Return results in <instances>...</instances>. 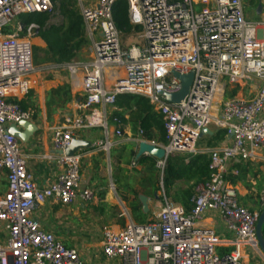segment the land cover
<instances>
[{"label": "built area", "instance_id": "2783aa9c", "mask_svg": "<svg viewBox=\"0 0 264 264\" xmlns=\"http://www.w3.org/2000/svg\"><path fill=\"white\" fill-rule=\"evenodd\" d=\"M60 1L0 0V172L7 176V190L0 195V222L6 232L0 264H246V247L260 248L261 212L242 204L227 179L239 173L232 163L253 158L264 146V18H248L243 0H125L130 23L141 28V43L124 49L123 30L113 14L118 0H77L92 58L62 65L82 94L76 111L66 113L52 129L57 151L81 138L80 132L99 128L104 139L98 145L110 152L124 136L122 118L114 110L123 94L146 97L161 115L167 142L160 146L168 156L157 164L163 169L171 154L198 153L206 127L225 129L231 138L230 144L209 148V175L194 186L190 208L165 201L154 219L141 223L125 207L124 226H103L102 263L86 260L81 248L66 244L34 216L47 200L71 204L79 196L94 199L93 189L82 187L81 153H61L63 170L50 185L40 187L18 138L8 129L33 118L19 98L30 93L38 67L34 45L21 32L39 25L25 24L22 17L46 13L52 18ZM16 21L19 28H11ZM173 71L194 74L180 102L165 96L182 87ZM243 86L255 87L252 97L228 96L230 89ZM133 138L157 144L140 128ZM210 209L220 212L229 237L201 225ZM221 247L229 250L220 252Z\"/></svg>", "mask_w": 264, "mask_h": 264}, {"label": "crops", "instance_id": "0c3cea01", "mask_svg": "<svg viewBox=\"0 0 264 264\" xmlns=\"http://www.w3.org/2000/svg\"><path fill=\"white\" fill-rule=\"evenodd\" d=\"M260 3H262V8L261 11L258 12ZM252 13L253 18L255 19L264 18V0H258L255 12L252 11ZM34 39H36V45L39 47H47V43L42 37L36 35ZM137 44L140 45V40ZM32 80L33 87L30 93L26 96L20 97L19 102L24 109L32 112L33 118L28 122H23L22 124L17 125V127H13V129L19 143L21 144L23 152L27 157L28 168L32 171L36 183L40 187H46L54 182L58 174L63 170V162L59 156L60 153L53 146L52 129L63 122L66 113H73L76 111V102L80 97L75 101V95L77 93L76 88L71 84L69 78L64 74L62 69L55 70L51 73H41L40 71H36L32 75ZM108 82L111 83L112 80L109 79ZM241 88L238 90H240V94L244 95L243 92L245 90H251V92H253L255 87L249 88L243 86ZM134 109H122L118 105L114 108V110L121 113L122 116H119L123 118V130L129 135H126L125 139H117L118 145L116 144V146H114L110 158L107 157L104 159V156L107 153L105 154L98 145L101 138H103V132L101 129L97 128L80 132L81 138L92 142L91 147L79 151L82 155V161L86 166L84 170L89 173L92 172V176L96 175L94 172L96 171L95 167L97 165L103 168L106 163L107 165L111 163V165H113V173L114 171H117L116 173H118L119 167L123 165V163L120 164V162L123 160L121 154L124 153V150L138 152V143L134 140V136H131L133 133V126L138 125L137 130L135 131L138 132L139 130L140 119L131 114V111ZM137 120L138 123H136ZM11 127L12 124L9 125V128ZM210 129L212 130V133L201 135L198 141L202 140L208 144L210 136L214 135L218 130L216 127H211ZM217 141L213 146L205 145L204 147H200L199 145L198 147L197 145L199 152L196 154L207 153L209 158V148L222 144H230L231 138L225 134L224 138H220ZM119 145H122V147H118ZM196 154L182 155L184 158L186 157L185 160L188 162L190 157ZM133 160H136V157ZM137 164L138 163H136V165ZM114 166L117 170L114 169ZM230 166L232 168H237L239 172L237 175L230 173L227 180L228 184L236 190L240 202L251 210H258L261 212L264 208V146H261L256 151L253 158L234 162ZM118 179H120V177H118L117 180ZM193 179L198 180L196 177ZM182 180L183 179H178L172 187H169V189H167L168 194L174 188L176 190L178 183ZM202 180H198V182ZM82 183L85 184V186H90L84 182V179H82ZM6 190V172H0V195L4 194ZM188 191L191 190L187 189L185 192L182 191V199L177 200L176 204H182L187 208L192 206L193 188L191 195L187 194ZM78 198L81 200H77ZM78 198L71 204H64L57 200H47L34 212V216L46 229L52 230L68 245L71 244L70 241L76 239L75 235L69 230L70 221L68 220L72 218L84 220L86 216V207L83 203V199L80 196ZM154 206L159 210L163 204L161 201H156ZM201 225L213 228L222 238H227L231 235L226 231L222 216L218 210L210 209L206 211ZM0 228L3 230L6 237L4 224L1 222ZM92 237L93 236L89 234H86L85 236L86 239H92ZM82 249L83 248H81L82 254H84L85 257V253ZM227 250H229V247L219 248L220 252ZM85 259L88 260L86 257ZM244 261L246 264H264V252L260 248L246 247Z\"/></svg>", "mask_w": 264, "mask_h": 264}, {"label": "rangeland", "instance_id": "374dc122", "mask_svg": "<svg viewBox=\"0 0 264 264\" xmlns=\"http://www.w3.org/2000/svg\"><path fill=\"white\" fill-rule=\"evenodd\" d=\"M257 2L258 0H243L245 13L250 19H255L253 18L252 11L255 12ZM57 9V13L52 18L50 17L49 24L66 25L68 23V18L64 13L65 10L81 13V7L77 0H64L63 3H60L57 6ZM19 26L20 23L16 21L11 28H19ZM140 30V27L130 32L123 30L122 41L124 49H129L132 44L139 43L140 39L138 34ZM37 33L38 32H36V29H32L30 31L24 29V31L21 32V37H29L33 45L38 46L35 42L36 39H34ZM85 36L86 35H84V43L78 49L76 56L71 59L75 62L89 61L92 58V46L88 38ZM65 62L66 61H54L49 63L35 64L38 67L37 71H40L41 73H51L55 70L62 69L64 74L69 78L71 84L76 88V101L77 98L81 97L82 89L80 86H76L74 83H72L70 71L67 67H62V65H64L63 63ZM44 65H50L51 67L48 70H39L41 66ZM79 75L82 76L81 71L79 72ZM233 89L234 88L230 89V92H233ZM236 94L241 95L240 90L236 91ZM243 94L246 97H252L253 95L251 90H245ZM127 109L132 110L134 108L129 107ZM131 114L140 119V111L138 109L131 111ZM136 123H138V120ZM137 126L138 125L132 127L133 133L131 136L135 137L139 133L137 132L136 135L134 134V131L137 130ZM126 135L127 134L124 132V136L122 138L125 139ZM102 136L103 138H101V140L104 139L103 133ZM154 141L158 145L164 144V142L159 139L158 135H156ZM197 145L198 147L199 145L200 147H204L205 145L210 146L202 140L198 141ZM118 147H122V145H119ZM113 148L110 150V153L103 150L105 154H109H106L104 159L107 157L110 158ZM134 152L135 151L133 150H124V153L121 154V158H123V160L120 162V164L123 163V165L119 167L118 173H116L117 171H114L113 173V165H111V163L107 165L106 163L103 168L97 165L95 167L96 171L94 172L96 175L92 176V172L89 173L84 170L86 166L82 161V179H84V182L89 184L93 189L94 199L91 201L83 200V203L86 207V216L84 220L79 218H72L68 220L70 221L69 230L76 237L75 240L70 241L71 244L69 245L83 248L82 250L85 253V257L91 262L100 261L104 263V257L101 255L100 244V235L102 233L103 226H124L128 220V217L123 214L125 207L129 209L131 217L137 220L130 204L134 200L135 192H140L139 200L143 205L142 213L145 215V220H151L156 217L157 213L161 209L159 208L158 210L154 206L156 201H161L162 204H164L165 201L177 203V200L182 199V191L185 192L187 189L192 191V188H194V186L198 183V180L196 179L185 178L178 183L176 190L174 188L168 194L167 188H165L163 184L164 169L159 167L157 162L154 164L148 162L146 164L138 163L137 165H133V159L136 157ZM174 156L177 158H183V155L178 153H174ZM114 169H116L115 166ZM118 177H120V179L117 180ZM82 185L87 187L83 183ZM142 198H145V201H143ZM77 200L81 199L78 198ZM1 228L0 244L6 239ZM86 234H89L94 238L92 237V239H86Z\"/></svg>", "mask_w": 264, "mask_h": 264}, {"label": "trees", "instance_id": "16d2710c", "mask_svg": "<svg viewBox=\"0 0 264 264\" xmlns=\"http://www.w3.org/2000/svg\"><path fill=\"white\" fill-rule=\"evenodd\" d=\"M63 2L64 0L60 1V3ZM64 13L68 18L66 25L49 24L50 16L46 13H33L22 17V21L25 24L37 23L39 25V29H36L37 35L42 37L47 43L46 48L34 46V61L36 64L71 61L84 43L85 27L81 13L69 10H65ZM113 14L116 24L121 30L130 32L139 28L130 23L128 3L125 0H118L115 3ZM237 90V88L233 89V92H229L228 96L235 95ZM117 105L120 108L127 109L132 107L140 111L139 128L143 130L145 138L154 140L156 135H158L161 141L167 142V133L162 117L153 109L146 97L137 94H123L118 97ZM115 113L122 116L118 111H115ZM136 133L135 131L134 134L136 135ZM225 134V129H218L214 135L210 136L208 144L210 146L215 145L218 139L225 137ZM134 155H136V152H134ZM185 158H177L174 154L169 155L163 176L165 188L169 189V187H172L178 179H193L196 177L198 180H202L209 175L207 153L196 154L190 157L188 162H186ZM148 162L154 164L157 159L151 155H142L137 160L139 164ZM187 194L191 195V191H188ZM139 195L140 192H135L134 200L130 204L133 213L136 215V221L143 223L147 220H145V215L142 213L143 205L139 200Z\"/></svg>", "mask_w": 264, "mask_h": 264}, {"label": "water", "instance_id": "95a60500", "mask_svg": "<svg viewBox=\"0 0 264 264\" xmlns=\"http://www.w3.org/2000/svg\"><path fill=\"white\" fill-rule=\"evenodd\" d=\"M262 3L259 4L258 12L261 11ZM174 76L181 80V90L177 93L168 94L165 93L166 99L169 102H180L189 92L191 83L194 78L193 73L181 74L179 72L173 71ZM28 122V121H23ZM23 122L12 124L11 128H8L11 133L15 135L13 127L22 124ZM212 133V130L208 127L202 130L201 135ZM92 146L90 140L84 138L74 137L71 143L66 146L64 151H59V153H64L66 155H74L75 153L81 151L82 149L89 148ZM142 155H151L156 159H163L168 156V152L165 147L160 146L155 143H151L145 140H142L138 143V152L136 153V160H138ZM145 201V198H142ZM257 237L260 249L264 252V208L261 210L260 217L257 223Z\"/></svg>", "mask_w": 264, "mask_h": 264}]
</instances>
